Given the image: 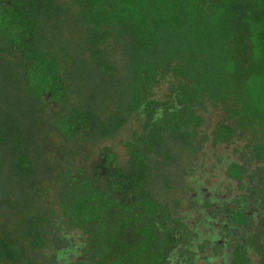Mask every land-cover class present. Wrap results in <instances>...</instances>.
<instances>
[{"label":"trees","instance_id":"obj_1","mask_svg":"<svg viewBox=\"0 0 264 264\" xmlns=\"http://www.w3.org/2000/svg\"><path fill=\"white\" fill-rule=\"evenodd\" d=\"M64 1L76 14L75 19L82 30L84 50L98 70L110 72L114 68L109 64L110 57L114 54L120 64L119 71H122L128 54V40L136 42L139 46L141 60L134 65L138 69L139 79L134 84L131 105L128 108H116L120 115L117 121L119 124H123L128 116L135 118L141 108L152 100L151 89L157 88L159 93V89L166 86H160L161 81L167 78L176 80L193 90L188 107L192 114H189L187 121L182 122L173 115L168 118L172 131L184 133L181 136L183 143H189L197 134L201 126L197 111L208 101L217 107L221 106L224 113L223 120L219 123L221 129L213 143L221 145L239 139L247 140L242 150L244 164L230 163L227 166V177L241 182L249 173L246 170L249 164L264 161V32L260 28L251 37L248 23L235 25L232 35L237 38L235 46L239 53L244 52L245 56L253 60L245 78L242 79L236 76L239 73V65H231L226 69L223 67L222 54L231 32V26L225 21L230 16L237 15V10L233 8L220 11L214 6L210 13L211 0ZM0 2L7 4V12L0 15V34L7 43V62L17 63L23 70L21 73L14 71L17 76L11 81L12 87L20 89L26 101H34L45 110L51 109L53 114L56 113L59 119L52 128L50 127L47 136L67 143L73 136L86 131L88 123L97 118L85 109L75 107L70 98L64 78V63L72 55L55 41L49 42V38L43 34L42 27L48 22L44 21L46 12L55 14L60 10L62 0ZM183 43H189L193 48L188 46L189 49H180L179 44ZM254 56H258V62L254 61ZM19 58L22 61H19ZM204 67L208 68L210 75L204 74ZM225 73H228L229 77ZM169 94L168 91L164 96ZM159 95L163 97L160 93ZM110 119L107 123L103 122V130L99 134L109 132L106 126L112 122ZM12 121L9 135L12 137L16 164H13L12 171L7 168V178L34 175L35 167L39 163L33 155L36 150L29 147L25 139L23 141V134L16 125V120ZM167 131L162 128L160 117L156 116L149 128H144L140 135L133 136V141L127 143L129 160L123 166L116 163L114 156L100 154L98 163L93 164L96 168L94 177L112 183L111 196L104 193L99 197L91 181L84 182L83 188L87 190V198L77 202L75 212L78 222L68 226L64 221L68 229L77 232L81 239L77 244L80 259L71 264H150L147 261L150 251L157 252L161 264L165 257L161 252L180 240L186 243L187 247L182 259L171 264L192 263L193 253L197 252L192 247L194 236L187 231L181 220L172 219L167 209L159 205L146 191L148 180L151 178L149 158L152 149L161 148L159 146ZM111 177H117L118 180L114 182ZM251 178L256 179L255 176ZM259 183L262 188L255 190L256 196L260 198V202L256 204L261 211L259 214H264V179L259 180ZM7 189V197L10 198L11 195L15 200L18 197L24 201L23 197L18 196L20 187L17 182L7 183ZM66 189L67 183H62L59 184L57 192ZM38 190L35 189L32 194H39ZM114 194L118 200L113 199ZM55 201L58 209L57 193ZM125 201L133 206L141 203L151 220L147 223L146 231L138 237L139 243L136 247L120 255L115 261H106L103 257L104 248H91L84 237L86 233L83 232L90 221L106 217L112 207L122 206ZM96 202L100 203V208L94 207ZM126 210L131 220H143L134 210ZM14 215L20 217L16 222L18 225L7 224V232L4 226L0 227V264L43 263L46 260L44 252L50 248L48 240L40 234L43 217L34 211L27 213L25 209L22 212L15 211ZM59 216L63 219L60 214ZM159 220L164 222V230L153 226V223ZM25 223L33 231L26 235L27 240L14 232L15 228ZM250 223L249 214L236 213L232 218V224L238 231L247 230ZM254 250L260 257H264L259 238L245 237L232 248L228 260H224L223 264H250V253ZM19 257L24 261L17 263Z\"/></svg>","mask_w":264,"mask_h":264},{"label":"rangeland","instance_id":"obj_2","mask_svg":"<svg viewBox=\"0 0 264 264\" xmlns=\"http://www.w3.org/2000/svg\"><path fill=\"white\" fill-rule=\"evenodd\" d=\"M214 6L220 11L228 8L237 10V15L230 16L225 21L231 26V32L222 58L225 69L231 65H239L236 76L244 79L253 60L245 56L244 52L239 53L235 46L237 38L232 37L233 31L235 25L248 23L251 37L259 28L264 32V0H211L210 13ZM5 12L7 4L0 2V15ZM46 13L44 21L48 22L42 27L44 36L49 38V42L55 41L61 48H66L72 55L64 63V78L70 98L75 107L85 109L97 120L92 119L86 131L73 136L67 143L48 137L50 127L59 118L51 109L45 110L34 101H26L23 92L12 87L11 81L17 76L14 71L21 73L23 70L17 63L7 62V43L0 34V227L4 226L7 232V224L18 225L16 222L20 217L14 215L15 211H34L43 217L40 234L50 245L44 252L46 260L38 264H71L80 259L77 244L81 239L66 224L71 226L78 222L75 212L77 202L87 198V190L83 188V184L91 181L99 197L112 192L110 181L95 179L96 168L93 164H97L100 154L105 153L107 156H114L119 166L125 165L129 160L127 143L133 141V136L140 135L144 128H149L157 116L160 117L162 128L168 131L159 146L161 148L152 149L149 158L151 178L146 191L167 209L172 219L181 220L187 231L194 236L192 247L197 252L193 253L191 264H223L224 260H228L232 248L245 237L259 238L264 249V214H249L251 223L247 230H233L228 226L227 210L233 208L232 200L247 194L250 188L260 187L259 180L264 179V161L249 164L246 169L249 173L241 183L227 177V166L230 163L244 164L242 150L247 140L239 139L221 145L213 143L224 116L221 106L217 107L208 101L203 103L197 111L201 119L197 134L189 143H183L181 136L184 133L172 131L168 118L173 115L182 122L187 121L189 114H192L188 107L193 90L190 86L167 78L160 83V86L166 85L159 89L163 97L157 93V88H152V100L141 108L135 118L128 116L123 124H119L117 121L120 115L116 108H128L131 105L134 84L139 79L138 69L134 67L141 60L139 46L128 40V54L122 71H119L120 64L114 54L109 63L114 68L110 72L98 70L84 50L81 26L66 1L62 0L60 10L55 14ZM188 46L193 48L189 43L179 44L180 49H189ZM18 60L22 61L21 58ZM258 60V56H254V61ZM209 72L204 67V74L210 75ZM168 91L170 94L165 97ZM68 109L71 110L69 104ZM109 119L112 121L106 126L109 132L99 134L103 130L102 125ZM12 120H16L15 123L23 134V141L25 139L26 144L36 150L32 152L39 163L34 175L7 178V168L12 171L13 164H16L12 137L9 135ZM252 176H255L258 186L252 184ZM111 180L115 182L118 179L116 177ZM12 182L19 185L18 196L23 197V202L18 197L17 200L11 195L10 198L7 197V183ZM62 183H67L68 189L57 192ZM35 189H39V194H32ZM56 193L59 199L58 209L55 203ZM112 197L118 200L116 194ZM94 207L100 208V203H94ZM126 208L134 210L143 220H131ZM150 220L151 217L145 213L141 203L133 206L125 201L122 206L112 207L106 217L90 221L83 234L86 233L84 237L91 248H104L103 257L106 261H115L138 245V237L146 231ZM153 226L159 230H164L165 227L161 220L153 223ZM14 232L27 240L26 235L33 231L25 223L15 228ZM176 243L161 252L165 255L161 264H171L182 259L187 244L181 240ZM147 257L150 264H160L157 252L150 251ZM249 258L250 264H264V257H260L255 250L250 253ZM19 259L17 263L23 260L21 257Z\"/></svg>","mask_w":264,"mask_h":264},{"label":"flooded vegetation","instance_id":"obj_3","mask_svg":"<svg viewBox=\"0 0 264 264\" xmlns=\"http://www.w3.org/2000/svg\"><path fill=\"white\" fill-rule=\"evenodd\" d=\"M232 181L237 182L235 180H232ZM242 181H244V180H242ZM241 182H237V183H241ZM251 182H252V184L254 183L253 185L258 186L256 179L251 180ZM261 188H262L261 186L260 187L258 186L255 188H250V189H248L247 194H244L243 196H241L239 198L237 197L236 199L232 200L233 201V208L227 210V218H228L229 228H233V230L235 229V226L232 224V218L236 213H242L245 215L253 214L256 212L261 213V211H259V209L257 207L259 205L256 204V203L260 202V198H258L255 194V192H256L255 190H259Z\"/></svg>","mask_w":264,"mask_h":264}]
</instances>
